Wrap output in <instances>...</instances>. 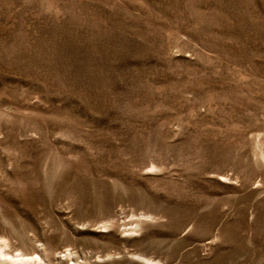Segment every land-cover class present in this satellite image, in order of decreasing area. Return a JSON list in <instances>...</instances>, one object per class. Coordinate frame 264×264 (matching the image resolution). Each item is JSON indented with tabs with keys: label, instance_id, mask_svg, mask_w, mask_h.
<instances>
[{
	"label": "rangeland",
	"instance_id": "1",
	"mask_svg": "<svg viewBox=\"0 0 264 264\" xmlns=\"http://www.w3.org/2000/svg\"><path fill=\"white\" fill-rule=\"evenodd\" d=\"M0 264H264V0H0Z\"/></svg>",
	"mask_w": 264,
	"mask_h": 264
},
{
	"label": "bare ground",
	"instance_id": "2",
	"mask_svg": "<svg viewBox=\"0 0 264 264\" xmlns=\"http://www.w3.org/2000/svg\"><path fill=\"white\" fill-rule=\"evenodd\" d=\"M3 263H7V261H2Z\"/></svg>",
	"mask_w": 264,
	"mask_h": 264
}]
</instances>
